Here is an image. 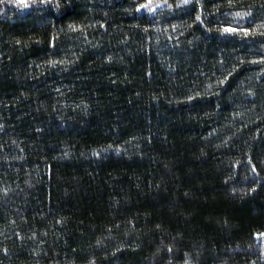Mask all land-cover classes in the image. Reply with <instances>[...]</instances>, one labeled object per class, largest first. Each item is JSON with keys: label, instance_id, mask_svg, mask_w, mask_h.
Segmentation results:
<instances>
[{"label": "trees", "instance_id": "16d2710c", "mask_svg": "<svg viewBox=\"0 0 264 264\" xmlns=\"http://www.w3.org/2000/svg\"><path fill=\"white\" fill-rule=\"evenodd\" d=\"M261 236L264 0H0V264H264Z\"/></svg>", "mask_w": 264, "mask_h": 264}, {"label": "snow or ice", "instance_id": "6c2138e0", "mask_svg": "<svg viewBox=\"0 0 264 264\" xmlns=\"http://www.w3.org/2000/svg\"><path fill=\"white\" fill-rule=\"evenodd\" d=\"M182 3L187 4L188 0H182ZM142 7H148V6L147 5H143ZM149 10H151V9L149 8ZM197 19H199V17H197ZM226 30L227 31H235V29H231V28H228ZM244 31L246 32L247 30H244Z\"/></svg>", "mask_w": 264, "mask_h": 264}, {"label": "rangeland", "instance_id": "374dc122", "mask_svg": "<svg viewBox=\"0 0 264 264\" xmlns=\"http://www.w3.org/2000/svg\"><path fill=\"white\" fill-rule=\"evenodd\" d=\"M260 239H263V240H262V242H263V245H264V236H261V238H260Z\"/></svg>", "mask_w": 264, "mask_h": 264}]
</instances>
